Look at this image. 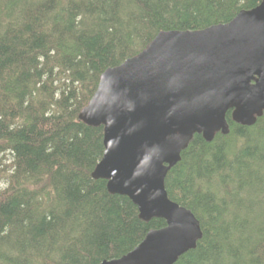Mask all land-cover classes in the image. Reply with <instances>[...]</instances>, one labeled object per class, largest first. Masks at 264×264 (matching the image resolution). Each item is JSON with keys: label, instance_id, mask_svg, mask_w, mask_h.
Listing matches in <instances>:
<instances>
[{"label": "trees", "instance_id": "trees-1", "mask_svg": "<svg viewBox=\"0 0 264 264\" xmlns=\"http://www.w3.org/2000/svg\"><path fill=\"white\" fill-rule=\"evenodd\" d=\"M261 0H0V264H100L162 219L92 179L103 127L79 114L101 74L159 32L229 23ZM211 142L194 135L168 171V198L201 238L174 264H264V111Z\"/></svg>", "mask_w": 264, "mask_h": 264}, {"label": "water", "instance_id": "water-1", "mask_svg": "<svg viewBox=\"0 0 264 264\" xmlns=\"http://www.w3.org/2000/svg\"><path fill=\"white\" fill-rule=\"evenodd\" d=\"M252 126L264 111V0L229 23L159 32L148 47L105 70L79 120L103 127L92 179L128 198L142 221L162 219L126 255L100 264H174L201 238L199 222L171 201L168 171L194 135H226V114Z\"/></svg>", "mask_w": 264, "mask_h": 264}]
</instances>
